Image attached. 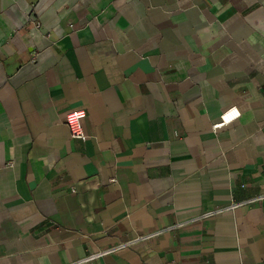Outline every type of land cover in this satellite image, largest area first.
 <instances>
[{
	"label": "crops",
	"instance_id": "0c3cea01",
	"mask_svg": "<svg viewBox=\"0 0 264 264\" xmlns=\"http://www.w3.org/2000/svg\"><path fill=\"white\" fill-rule=\"evenodd\" d=\"M263 195L264 0H0V264H264Z\"/></svg>",
	"mask_w": 264,
	"mask_h": 264
},
{
	"label": "built area",
	"instance_id": "2783aa9c",
	"mask_svg": "<svg viewBox=\"0 0 264 264\" xmlns=\"http://www.w3.org/2000/svg\"><path fill=\"white\" fill-rule=\"evenodd\" d=\"M35 26L37 28H40V25H39L38 22H36ZM239 115H240V113H239V111L236 108L227 109L226 111H224L220 115L219 121L212 125L213 130H216V129H218V128L226 125V124H229L230 122H232L233 120L238 118ZM84 116H85V113H84L83 110H70L65 115V124H66V126H67V128L69 130L70 136L72 138H74V139H78V140H81V141H84L87 138V135H86V133H85V131L83 129V126H82V119L84 118ZM262 197H264V195ZM262 197H260V198H262ZM241 204H243V203H241ZM238 205H240V204L239 203L231 204V205H229L228 208L232 209V208H234V207H236ZM217 212L218 211H207L205 213H202V214L198 215L196 217V219L206 218V217H209L211 215L216 214ZM180 224L181 223H177L175 225H172V226L168 227L166 230L174 229L177 226H179ZM150 237H151L150 235L140 236V237H137L136 239H134L133 241L119 243L118 245H116L115 247H113L112 249H110L109 251H106V252H112V251L121 249L123 247L130 246L132 243H134L136 241L148 239ZM106 252H100V253H97L95 255H90L89 257H87V259H91V258H93L95 256L102 255V254H104Z\"/></svg>",
	"mask_w": 264,
	"mask_h": 264
}]
</instances>
